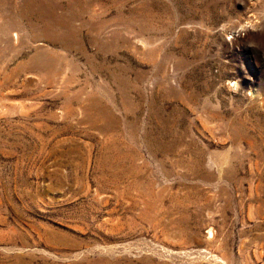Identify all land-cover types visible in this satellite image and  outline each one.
I'll use <instances>...</instances> for the list:
<instances>
[{"label":"rangeland","instance_id":"rangeland-1","mask_svg":"<svg viewBox=\"0 0 264 264\" xmlns=\"http://www.w3.org/2000/svg\"><path fill=\"white\" fill-rule=\"evenodd\" d=\"M0 264H264V0H0Z\"/></svg>","mask_w":264,"mask_h":264}]
</instances>
